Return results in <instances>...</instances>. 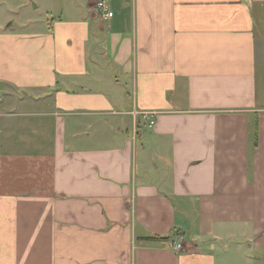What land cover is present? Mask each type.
Wrapping results in <instances>:
<instances>
[{
	"label": "crops",
	"instance_id": "1",
	"mask_svg": "<svg viewBox=\"0 0 264 264\" xmlns=\"http://www.w3.org/2000/svg\"><path fill=\"white\" fill-rule=\"evenodd\" d=\"M0 264H264V0H0Z\"/></svg>",
	"mask_w": 264,
	"mask_h": 264
},
{
	"label": "built area",
	"instance_id": "2",
	"mask_svg": "<svg viewBox=\"0 0 264 264\" xmlns=\"http://www.w3.org/2000/svg\"><path fill=\"white\" fill-rule=\"evenodd\" d=\"M95 9H97L101 15V17L104 19V20H109L110 19V14L108 12V7L106 5L105 2L103 1H98L95 5ZM180 246H175L174 249L175 250H179Z\"/></svg>",
	"mask_w": 264,
	"mask_h": 264
},
{
	"label": "trees",
	"instance_id": "3",
	"mask_svg": "<svg viewBox=\"0 0 264 264\" xmlns=\"http://www.w3.org/2000/svg\"><path fill=\"white\" fill-rule=\"evenodd\" d=\"M166 238H157L156 240H165Z\"/></svg>",
	"mask_w": 264,
	"mask_h": 264
}]
</instances>
